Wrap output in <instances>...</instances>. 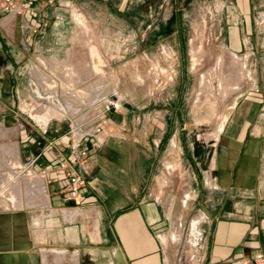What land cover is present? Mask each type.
<instances>
[{"label": "crops", "instance_id": "obj_1", "mask_svg": "<svg viewBox=\"0 0 264 264\" xmlns=\"http://www.w3.org/2000/svg\"><path fill=\"white\" fill-rule=\"evenodd\" d=\"M246 1L240 4L236 0L234 7L241 13L229 20L227 48L240 52L249 42L252 50L247 54L254 55L256 72L253 86L240 103H235L215 135L204 138L198 159L192 160L197 176L192 200L185 206L176 196L160 194L154 186L169 143L178 131L185 133L184 116L176 113L181 107L185 110L180 103H185L189 92L187 78L178 83L173 106H160L145 114L134 105L136 101L122 99L119 111L106 114L103 141L89 137L82 142L81 147L88 150L85 171L64 147L69 127L57 121L51 123L50 119L44 131L19 104L23 95L20 86L32 60L40 55L33 69L41 75L42 64L47 69L42 62L58 61L44 53L50 51L56 56L66 40L70 46L65 48L66 58L62 61L76 73L70 84L90 86L93 73L86 39L80 34L66 38L70 21L74 20L64 14L61 1L54 3L59 8L47 0H29L24 10L16 13L5 10L0 0V102L5 104L0 108V127L14 141L9 159L18 154L22 163L43 173L39 175L41 193L25 187V200L20 191L21 205L0 209V264H177L185 229L195 218L203 220L205 231L202 264H243L245 258L249 264H264V13L260 23L250 14L255 0ZM90 2L115 7L106 0ZM80 6L92 20L94 13ZM246 6L252 9L242 14ZM174 32L180 39L178 30ZM43 40H52L55 45L42 46ZM43 56L45 60L41 61ZM81 61H85L82 69L78 67ZM39 80L25 78L35 99L43 97ZM48 97L56 104V109H47L53 113L51 117L58 119L56 113L70 109L68 103L58 104ZM160 111L168 114L162 116ZM164 115H168L166 124L162 121ZM175 118L183 120L178 128ZM181 144L187 148L184 141ZM57 151L67 159V167L59 166L62 158L55 157ZM68 170L81 173L85 186L79 199L63 202L60 192ZM38 196L45 200L31 202ZM258 253L263 255L261 260L256 259Z\"/></svg>", "mask_w": 264, "mask_h": 264}, {"label": "rangeland", "instance_id": "obj_2", "mask_svg": "<svg viewBox=\"0 0 264 264\" xmlns=\"http://www.w3.org/2000/svg\"><path fill=\"white\" fill-rule=\"evenodd\" d=\"M57 1L68 3V6H63L64 14L69 20H74L70 21L66 38H76L80 34L86 39L88 64L93 79L90 86L70 84L75 72L67 71L70 66L62 61L66 58L65 48L70 46L66 40L64 48L60 49L56 56L50 51L44 53L45 57L52 55L54 60L57 58L58 64L51 61L47 63L44 56L41 58L47 69L42 64L40 71L41 75H46V79H42L40 73L33 69L34 64L40 62V55L32 60L30 67L25 70V78L29 76L34 82L41 78L40 93L43 97L35 99L24 78L20 86L23 95L19 108L29 112L30 107L34 106L36 112L46 119H51V123L57 121L68 128L70 118L74 117L76 121H81L89 115L90 118H98L101 114L99 98L103 94L117 93L125 100H134V105L145 114L160 106H173L172 99L176 98L179 90L177 85L187 78L189 92L186 94L185 103H180V106H185V110L181 107V111L177 110L176 113L178 117L184 116L185 133L183 135L178 131L176 138L169 143L162 156V165L154 187L160 194L169 193L172 197L176 196L185 206L188 205L195 187L194 176H197L191 165L192 160L198 159L205 145L204 138L215 135L235 103H240L245 98L255 78L256 72L252 64L254 55L247 54L252 50L249 42H246V47L240 52L227 48L229 20L237 12L241 13L234 7L236 0H106L112 2L115 7H100L90 2L91 0H54L53 5ZM238 1L240 4L247 3L246 0ZM79 5L94 13V18L89 20ZM55 6L61 8L59 4ZM250 10L248 6L243 7L242 14L243 11L249 14ZM263 10L264 0H255L250 14L261 23ZM76 12L84 15L87 28L79 24ZM102 13L105 14L104 18ZM2 16L0 14V17ZM260 23L259 26L262 27ZM176 30L180 39L174 36ZM89 39H92L91 42ZM41 45L51 48L55 43L52 40H46L45 43L43 40ZM91 47L98 49L99 56L102 57H96L91 52ZM84 66L85 61L78 64L80 69ZM182 67L184 71L180 69ZM48 96L58 99L63 105L72 101L77 108L72 107L64 112L60 110L56 116L61 120L55 119L50 116L53 113L47 109H56V104ZM32 99L36 101L32 102ZM44 104H47V107H41ZM4 105L0 102V108L5 107ZM163 113L165 112L160 111L162 116ZM164 116L162 121L166 124L168 115ZM182 121L175 118L177 128ZM3 129L0 127V209L11 207L7 199L8 193L15 192V180L8 175L3 164L4 161H10L8 152L5 151L14 141L10 135H4ZM183 141L187 148L182 146ZM18 170L17 176L21 179L19 188L25 200L26 188L23 178L29 174L23 167ZM261 175L264 181V163ZM12 183L13 186L10 185Z\"/></svg>", "mask_w": 264, "mask_h": 264}, {"label": "built area", "instance_id": "obj_3", "mask_svg": "<svg viewBox=\"0 0 264 264\" xmlns=\"http://www.w3.org/2000/svg\"><path fill=\"white\" fill-rule=\"evenodd\" d=\"M3 1V8L5 10L18 13L26 8V2L29 0H22L20 4H15L12 0ZM47 2L53 3L54 0H47ZM64 5L68 6V3H64ZM33 30L34 32L37 31L36 28H33ZM88 41L91 42V39ZM90 49L92 52V47ZM122 99L123 97L119 96L117 93H113L112 95L103 94L99 98V112L101 113L98 117L99 119L96 117L90 118V115L81 121H76L74 117L72 119L70 118L68 129L69 139L64 144V147L70 149V152L74 155V161L77 164H80L85 171V161L88 157V150L81 147L82 142L89 137L95 138L100 143L103 141V136L107 130L106 126L108 125L106 114L119 111L123 106ZM35 108L36 107L34 106L30 107L27 115L38 128L46 131L50 119H46L42 114H40L41 117L37 116L38 113ZM99 112L97 114H99ZM94 121H96V123ZM55 157L61 159V152H55ZM59 166L63 168L67 167V159L62 158L59 162ZM22 167L27 170L28 173H33L34 175L38 176L43 174L36 172L31 166H28V164L21 162V167L19 168ZM83 186H85V180L82 174L75 170H68L66 174V182L60 192V199L63 202L79 199ZM15 207L17 206L11 204V207H6L5 209H14ZM202 222L203 220L201 218H195L188 223L185 229L184 242L178 256L177 264H202L204 262L205 231ZM172 238L174 239L173 236ZM262 258L263 255L261 253L256 255L257 260H261ZM249 262L248 258L243 260V264H249ZM164 264L169 263L165 262Z\"/></svg>", "mask_w": 264, "mask_h": 264}, {"label": "bare ground", "instance_id": "obj_4", "mask_svg": "<svg viewBox=\"0 0 264 264\" xmlns=\"http://www.w3.org/2000/svg\"><path fill=\"white\" fill-rule=\"evenodd\" d=\"M76 15H77V17L78 18H76V19H78V22H80L79 24H81L84 28H87V25H86V19L84 18V15L82 14V13H78V12H76L75 13ZM88 23V22H87ZM90 26V25H89ZM83 29V28H82ZM88 31V30H87ZM93 31V30H92ZM85 33V32H84ZM94 33V32H93ZM91 34V33H90ZM91 38V37H90ZM92 40V39H91ZM94 44V43H93ZM96 45V44H95ZM95 45H93V46H95ZM90 46V45H89ZM98 47V46H97ZM89 48V47H88ZM92 52H93V54L94 55H96V57H97V55H98V57H100L99 55V52L97 51L98 49H96L95 47H93L92 48ZM89 51V50H88ZM101 53V52H100ZM93 55V56H94ZM102 57V56H101ZM100 57V58H101ZM94 59V58H93ZM95 61V60H94ZM102 61V60H101ZM100 61V62H101ZM219 61V60H218ZM96 62V61H95ZM100 62H98L99 64H100ZM91 63H92V61H91ZM94 63V62H93ZM69 67V66H68ZM93 67H95V66H93ZM34 68V67H33ZM102 68V67H101ZM97 69H99V68H97ZM69 70V69H68ZM67 70V71H68ZM99 71V70H98ZM97 71V72H98ZM102 71V70H101ZM46 76V75H45ZM40 77V76H39ZM52 77V76H51ZM252 77V76H251ZM68 79V78H67ZM49 83V82H48ZM42 84V83H41ZM50 85V84H49ZM221 85V88H222V86H223V84L221 83L220 84ZM43 87V86H42ZM226 90V89H225ZM69 92V91H68ZM227 92V91H226ZM76 93H77V91H76ZM79 94V93H78ZM80 97V96H79ZM66 98V97H65ZM68 98V97H67ZM71 98V97H70ZM70 100V99H69ZM68 100V101H69ZM83 100H84V98H83ZM55 101L58 103V104H61V102L60 101H58V99H55ZM67 101V100H66ZM80 104H81V102H80ZM78 105H79V103H78ZM62 107V106H61ZM68 107L69 108H77V105L74 103V102H72V101H69L68 102ZM83 107V106H82ZM81 108V107H80ZM36 109V108H35ZM40 110V109H39ZM40 112V111H39ZM37 116H40L41 117V115L40 114H37ZM3 146V145H2ZM7 148V147H6ZM13 148H7V151H5V152H8L10 155L9 156H11V153H12V150ZM15 153H16V151H15ZM13 154V153H12ZM6 155V154H5ZM4 155V156H5ZM8 155V154H7ZM6 157V156H5ZM7 158H8V156H7ZM2 159V158H1ZM0 159V160H1ZM2 163H3V161H1ZM5 163H3L4 165H5V168H6V172L7 173H9L8 175L9 176H11V178H13L15 181L13 182L14 184H15V188H14V190H15V192L14 193H8V197H7V199H8V201H9V203L10 204H13V205H15V206H19V205H21V203H22V201H21V197H20V186H21V179L20 178H18V176H17V173H18V168L19 167H21V161L19 160V157H18V154H14V158L13 159H10V161L9 162H6V161H4ZM1 163V164H2ZM4 171V170H3ZM2 172H1V170H0V174H1ZM16 173V174H15ZM29 175H26L23 179H24V183H25V187L27 188V190H29V189H31V188H34L35 190V192H38V193H41L42 192V190H43V185H42V183L41 182H39V181H42V180H39L40 178H42V177H39V176H37V175H34L33 173H28ZM5 177V176H4ZM3 177V178H4ZM6 178V177H5ZM10 178V177H9ZM9 178L7 179V180H9ZM10 178V179H11ZM1 179V178H0ZM12 180V179H11ZM1 181V180H0ZM4 181H5V179H4ZM16 182V183H15ZM9 183V182H8ZM13 183L12 184H10V185H12L13 186ZM7 185V184H6ZM9 185V186H10ZM11 189H12V187H10ZM9 189V188H8ZM11 191V190H10ZM28 192V191H27ZM34 192V193H35ZM33 193V192H32ZM36 194V193H35ZM6 195V194H5ZM28 195V194H27ZM6 199V198H5ZM28 200H30V199H28ZM41 200H45V198L44 197H39L38 196V198H36L35 197V199L33 198V199H31V202H38V204H39V202L41 201ZM35 204V203H34Z\"/></svg>", "mask_w": 264, "mask_h": 264}]
</instances>
